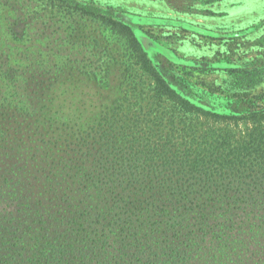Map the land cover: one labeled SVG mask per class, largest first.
I'll list each match as a JSON object with an SVG mask.
<instances>
[{
    "label": "rangeland",
    "instance_id": "rangeland-1",
    "mask_svg": "<svg viewBox=\"0 0 264 264\" xmlns=\"http://www.w3.org/2000/svg\"><path fill=\"white\" fill-rule=\"evenodd\" d=\"M101 16L127 24L170 86L220 114L198 120L214 139L248 142L254 127L243 102L264 97V0H0V201L12 202L13 218L29 228L82 203L65 182L70 169L102 156L80 137L89 98L95 109L119 101L132 122L152 106L151 79ZM70 62L95 72L99 89L57 87L73 78ZM84 101L87 111L73 115ZM240 228L248 257L227 264H264V217Z\"/></svg>",
    "mask_w": 264,
    "mask_h": 264
},
{
    "label": "trees",
    "instance_id": "trees-1",
    "mask_svg": "<svg viewBox=\"0 0 264 264\" xmlns=\"http://www.w3.org/2000/svg\"><path fill=\"white\" fill-rule=\"evenodd\" d=\"M100 19L126 38L151 79L152 106L145 121L132 122L126 121L130 110L119 112L118 100L117 108L95 109L91 97L90 111L85 101L75 102L73 115L78 109L80 117L91 114L80 137L93 142L83 144L104 157L67 172L65 184L82 203L57 208L54 224L45 220L38 229L29 228L13 218L12 202L0 201V264L239 263L249 254L240 225L264 217V97L243 102L254 125L248 142L214 139L198 120L220 114L170 86L127 24ZM70 67L66 74L73 78H61L57 87L69 85L80 95H86L84 85L99 89L95 72L74 62ZM75 73L91 81L82 82ZM53 87L50 81L46 88ZM9 130L3 135L9 137Z\"/></svg>",
    "mask_w": 264,
    "mask_h": 264
}]
</instances>
